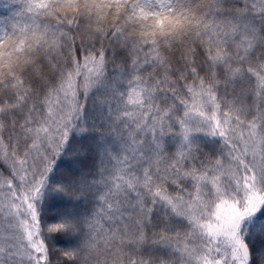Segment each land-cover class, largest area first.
Masks as SVG:
<instances>
[{"label": "snow or ice", "instance_id": "1", "mask_svg": "<svg viewBox=\"0 0 264 264\" xmlns=\"http://www.w3.org/2000/svg\"><path fill=\"white\" fill-rule=\"evenodd\" d=\"M0 264H264V0H0Z\"/></svg>", "mask_w": 264, "mask_h": 264}]
</instances>
